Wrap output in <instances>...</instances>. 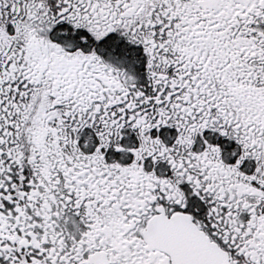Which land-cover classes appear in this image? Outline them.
Listing matches in <instances>:
<instances>
[{"label":"snow or ice","instance_id":"1","mask_svg":"<svg viewBox=\"0 0 264 264\" xmlns=\"http://www.w3.org/2000/svg\"><path fill=\"white\" fill-rule=\"evenodd\" d=\"M0 264H264V0H0Z\"/></svg>","mask_w":264,"mask_h":264}]
</instances>
